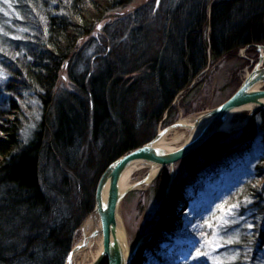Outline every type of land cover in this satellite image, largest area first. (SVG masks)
Wrapping results in <instances>:
<instances>
[{
  "label": "trees",
  "instance_id": "16d2710c",
  "mask_svg": "<svg viewBox=\"0 0 264 264\" xmlns=\"http://www.w3.org/2000/svg\"><path fill=\"white\" fill-rule=\"evenodd\" d=\"M9 2L6 17L0 14V264H65L106 168L154 139L164 113L208 61L264 46V0H159L130 13L133 0ZM111 16L82 69L81 42ZM66 64L73 91L56 98ZM243 140L253 174L231 172L228 187L208 192L203 213L187 224L191 255L201 262L263 259L264 111L245 131L210 138L201 156L185 159L186 169L197 171L195 182L207 180L200 160ZM168 177H158L159 193ZM214 241L221 250L208 252Z\"/></svg>",
  "mask_w": 264,
  "mask_h": 264
},
{
  "label": "rangeland",
  "instance_id": "374dc122",
  "mask_svg": "<svg viewBox=\"0 0 264 264\" xmlns=\"http://www.w3.org/2000/svg\"><path fill=\"white\" fill-rule=\"evenodd\" d=\"M158 3L159 0H133L132 4L128 7V12H133L149 4L159 5ZM10 9L9 0H0L1 15L6 17ZM111 17L97 26L91 35L81 42L79 51L84 49V51L80 52V54H83V59L81 60L83 63L82 69H84L85 66L84 61H87L96 54L101 46V29L107 23L111 24L114 22L113 20L115 17ZM205 36H207V39L208 29L205 31ZM258 60L259 52L256 47L241 49L235 56H225L224 58L214 61L210 60L206 68L193 80L190 86L176 96L171 104V108L164 113L158 125L157 133L175 124L179 120L212 110L224 103L235 93L244 80L246 73L257 64ZM66 66L67 64L60 74V79L56 88V98L63 97L73 91ZM4 79H6L5 76L0 72V91ZM262 89L264 90V86ZM1 95L3 96L0 92V98ZM257 114L255 116H257ZM247 116V113L234 115L231 122L232 125L235 126L234 128L237 129L228 134L245 131L250 122L248 121V123L245 124ZM33 122L26 126L23 131V141L25 144H28L31 140V136L36 129V124ZM244 141L245 140L239 142L233 149L225 151L222 155L208 159L207 161L200 160L201 166L198 170L203 171L204 175L205 173L210 174L207 180L201 179L202 182L200 183L195 182L196 177L194 175H196L195 173L197 171L188 172L186 169L185 159L188 156L175 163L173 167L175 177L170 187L167 206L166 189H164L162 193H159L158 186H156L158 178L146 189L141 191L135 190L126 195L121 205L120 213L126 227L130 246L134 247L138 242H142L140 250L134 256V258L137 259L143 256L144 260L139 259V264H221L214 256H210L209 259L206 258L202 262L200 261V256L195 254L192 257L191 254L194 249V242L192 241L193 239L191 240L189 238V236L192 238V235L186 227L197 215L203 213L205 206L210 201V199H208V192H213L214 194L220 185L225 188L228 187L231 172H234L232 176L244 174L248 177L253 174L254 168L252 166L246 167L249 165H245L247 160L244 162L243 159L247 158L245 151L242 149ZM200 149L201 147L195 151L197 156H201L202 154L200 153ZM43 166H47L45 177L48 178V176H52V165L45 162ZM224 167H228L229 171L219 174L218 172H221ZM164 171L170 174L171 169L170 167H165L160 174ZM147 173L148 169L145 168L136 171L133 173V182L142 180ZM237 183L238 181L235 178L231 184L235 186ZM260 183H263V179ZM177 199L179 200L177 201ZM173 205L179 212L172 213L170 209ZM166 207L169 208L168 211ZM169 214H172V216ZM168 216L172 217V224L170 227H167L168 231L162 232V227L165 226L164 222ZM149 235L159 238L152 240V249L150 250H148L150 244L146 245ZM81 238L82 232L78 230L74 246L81 241ZM219 244L220 243L217 241L210 242L208 245V252H217L221 250ZM262 254L263 259L260 264H264V251ZM163 256L169 258L168 263L163 260ZM174 256L178 259L173 258ZM103 264H107V261Z\"/></svg>",
  "mask_w": 264,
  "mask_h": 264
},
{
  "label": "water",
  "instance_id": "95a60500",
  "mask_svg": "<svg viewBox=\"0 0 264 264\" xmlns=\"http://www.w3.org/2000/svg\"><path fill=\"white\" fill-rule=\"evenodd\" d=\"M256 49L259 52L257 64L246 73L244 80L228 100L212 110L184 118L188 125L181 123L182 120H179L175 124L159 131L149 143L118 157L106 168L97 184L94 209L79 228L82 232L81 241L72 248L65 264H71V257L74 253L87 249L89 241L98 237L102 240L103 248L99 257L92 264H103L105 261H107V264L132 263L142 244L141 241L138 242L134 246L131 255L127 256L125 254L127 240L124 243L121 242L117 231L118 222L122 224L123 228V221L119 213L121 203L128 193L144 185L146 188L149 187L165 167H170L171 172L166 185L167 206L170 187L175 177L173 168L175 163L191 155L214 135L224 133L221 131V127L234 113L241 111L247 105H253L254 108L249 111L245 124L256 113L264 110V90L262 89L264 86V54L260 55L261 50H264V46H256ZM257 86L259 88H255ZM201 122H206L205 126L182 148L170 155H162L158 151V143L167 133L180 129L182 132H186V136H191L195 127ZM235 129L237 128L225 133H231ZM143 168L148 169L147 175L134 186L121 191L120 182L124 173L128 170H132L135 173ZM155 168L157 169L156 174L150 181ZM166 210L168 211L169 208L166 207ZM89 220L92 221L94 231H92L88 239H85L83 238V227Z\"/></svg>",
  "mask_w": 264,
  "mask_h": 264
},
{
  "label": "bare ground",
  "instance_id": "6f19581e",
  "mask_svg": "<svg viewBox=\"0 0 264 264\" xmlns=\"http://www.w3.org/2000/svg\"><path fill=\"white\" fill-rule=\"evenodd\" d=\"M208 33H209V28H208ZM261 54H264V50H261L260 55ZM208 63H209V61H208ZM255 88H259V87L257 86ZM253 108H254L253 105H247L241 111H238V112L234 113V115L239 114V113H247L248 114L249 111H251ZM233 116H231L230 119H228L227 122L221 127V131L222 132L225 133V132H228L231 129H234L235 126L232 125V122H231ZM181 123H184V124H187L188 125V123L184 119H182ZM205 124H206V122L199 123L195 127V130L193 131V134L191 136H186V132H184V131L182 132V130H180V129L174 130L172 132L167 133L159 141L158 147H157V149L159 148L158 151L162 155H170V154H173L174 152H176L177 150H179L180 148H182L190 140H192L199 133V131L201 130V128H203L205 126ZM219 134H221V133H219ZM156 170L157 169L155 168V170L153 171V173H152V175L150 177V181L153 178V176H155ZM132 177H133L132 170H128L127 172L124 173V175H123V177L121 179V182H120V190L121 191H124L127 188H129L131 186H134L138 182V181L133 182ZM144 189H146L145 185L137 188L136 190L141 191V190H144ZM178 200L179 199H177V201ZM122 203H121V205H122ZM173 207H171V209H170L172 211V213L173 212L174 213L179 212V211H177V209L175 208L174 205H173ZM120 212L121 211H119V213ZM120 215H121V213H120ZM169 215L172 216V214H169ZM168 217H166V220L164 222V225L165 226L162 227V232L168 231V228L167 227H170V225L172 224V222H171L172 217H169V218ZM121 218H122V216H121ZM122 221H123V219H122ZM92 231H94L93 230V224H92V221L89 220L88 222L85 223V225L83 227V238L88 239L90 237ZM117 231H118L119 240H121V242L124 243L127 240V246H126L125 254L127 256L131 255L132 252H133V248L134 247L130 246V244H129L128 234H127V231H126V227H125L124 222H123V228H122V224L120 222H118ZM153 239H159V238H157V237L155 238V237H153V235H149L148 236V241H147V244H146V245H149L150 244V246H148V250L152 249L151 248L152 247L151 246V242H152ZM141 244H142V242H141ZM102 248H103V244H102V240L100 239V237H98V238H96L94 240H90L89 243H88L87 249H82L81 251L74 253V255L71 257V264H92L99 257V255L101 254ZM139 259L140 260H142V259L144 260L143 256L141 258H139ZM139 259L134 258L132 260V263L131 264H139L138 263L139 262Z\"/></svg>",
  "mask_w": 264,
  "mask_h": 264
}]
</instances>
